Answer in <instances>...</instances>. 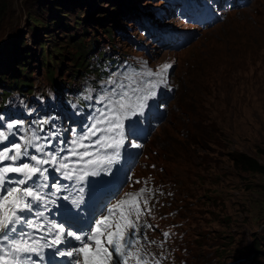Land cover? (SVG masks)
<instances>
[{
    "label": "rangeland",
    "instance_id": "374dc122",
    "mask_svg": "<svg viewBox=\"0 0 264 264\" xmlns=\"http://www.w3.org/2000/svg\"><path fill=\"white\" fill-rule=\"evenodd\" d=\"M59 1L0 0V76L30 83L46 78L43 59L58 56L46 51L41 56L34 34H39L45 50L49 31L42 26H53L63 11L78 2ZM112 5L98 0L94 9L82 2L84 11L75 19L76 26L91 25L99 39H106L105 26L114 13L104 10ZM21 40L26 51L14 54L10 50ZM76 50L52 63L55 78L69 76ZM16 54L27 59L18 71ZM168 55L176 59L173 78L178 92L167 120L154 131L147 148L158 180L176 182L178 199L187 196L181 209L185 225L179 229L190 252L183 254L192 263L221 264L248 253L258 255L264 264V173L241 165L243 156H250L264 166V0H251L248 7L232 10L222 23L200 31L185 50L156 58ZM11 117V105L0 101V134L6 137L0 139V146L6 145ZM253 244L259 249H252ZM218 255L220 262H215Z\"/></svg>",
    "mask_w": 264,
    "mask_h": 264
},
{
    "label": "snow or ice",
    "instance_id": "6c2138e0",
    "mask_svg": "<svg viewBox=\"0 0 264 264\" xmlns=\"http://www.w3.org/2000/svg\"><path fill=\"white\" fill-rule=\"evenodd\" d=\"M168 65H165L162 69V72L167 69ZM149 75L152 73L149 72ZM162 74V73H161ZM113 84H116V81H112ZM117 88L123 89L124 85L119 84L117 85ZM135 91V89H133ZM112 95L119 96L118 99H111L109 98V103L114 105L115 111L122 112L126 109L127 105L125 104V99L128 97V92L126 91H120L117 92L116 89H113ZM104 116L103 113H101V116L99 119L96 120V123L90 125L87 127L86 132L87 135L83 136V139H88L91 136H95L97 132H111L113 128H122L123 125L120 124L119 118L116 120L108 119L107 123L111 126L108 129H100L98 128V125L101 123H104ZM0 139H6V137L3 136V134H0ZM105 137H98L96 140V143L104 146ZM73 144L79 147H85V145H82L79 143V141H73ZM112 146V145H108ZM14 154L9 156L8 150L5 149L3 151H0V161L3 160H18L21 156V145L20 144H14L13 146ZM73 154L75 153V148L73 149ZM24 155H27V152H24ZM82 155L87 156L88 153L84 152ZM31 159L36 160L35 157H32ZM46 162V161H45ZM41 163L40 160H36V164L39 165ZM64 167H67L64 165ZM41 169L39 167H33L29 166V164H22L18 167L13 166H6L3 168H0V209H3V216L0 218V230L8 229V232L10 233H17V230L15 226L12 228H8V225L12 223L15 225L16 222H18L21 217H18L16 215V210H24V209H30L31 204L26 201V197H33L36 199H39V197L36 195V193L33 191V187L39 188L38 185H36L35 182H33L32 186H29L27 188H20V187H9L8 185L12 183L16 184H24L27 179H30L34 174L40 172ZM7 173H19L24 176V179H20L17 181H10L6 179ZM70 175V174H69ZM104 220H107V217L104 218ZM27 223V221H25ZM104 221H101L100 224H103ZM100 224L97 225V235L89 237L90 240H94L96 243V248L94 252H91L88 248L87 244H84L82 248H80L78 251L83 252L84 260L83 264H105L106 260L111 261L112 260V253L107 250V248H104L99 239V229ZM32 226V225H29ZM129 227L134 228V224H129ZM60 231H63L61 228ZM112 235H116L119 238L116 240L112 239ZM17 236H19L18 239L13 238L11 240V243L9 245V252L7 253V256L10 257L9 259H5L3 257H0V264H27V260L29 259L27 256H25V253H30L36 251V248L28 242V240L24 239L23 233H17ZM135 236V233L133 232L130 236L125 237V234L121 231H117L115 234H110L109 236V244L114 247L115 252L118 254L119 257H122L124 260V264H128V260L130 257H132L134 254L132 251H126L125 248L131 249L133 244V238ZM2 239H8V233H5L3 237H0ZM77 240H80L81 237L77 236ZM123 241V243H122ZM68 255H72V253H68ZM143 260V257H139L137 259V264H141V261ZM75 264H81L80 260L77 259L75 261ZM119 264V262H117Z\"/></svg>",
    "mask_w": 264,
    "mask_h": 264
},
{
    "label": "trees",
    "instance_id": "16d2710c",
    "mask_svg": "<svg viewBox=\"0 0 264 264\" xmlns=\"http://www.w3.org/2000/svg\"><path fill=\"white\" fill-rule=\"evenodd\" d=\"M57 1L60 2L59 0H57ZM77 1L78 2H75L67 10L63 11L65 14L61 15L59 21L55 22L53 26H51L49 28L42 26L43 29H48V31H49L48 32L49 34L45 38V40L47 41L45 50L43 49L44 47L42 48L44 42L40 41L39 34L37 32H35V34H34V36L36 38V42H39V44H40L39 47H40V55L41 56H43V54H45V51H46V53L49 52L48 54L50 56H54V52L58 56L57 58L52 59V60L49 57L48 59H46V60L43 59V61H42L43 62L42 64L45 65L44 70H45V74H46V78H45L46 85L50 88H54L57 84H59L57 78H55L56 73H55V66L52 64L53 62H56V60L61 61V59H63L66 54H68L70 56L72 49L74 47H77V50L72 53V60L75 64V59H76L77 55L81 52L82 49L86 50L85 51V54H86L88 52V50H90L92 48V45H90L89 42H85L86 36L82 37V35H86V25L81 24L79 27L76 26V25H78V22L75 19L79 18L81 16L82 12L84 11V7L80 6V4L84 0H77ZM97 1L98 0L92 1V5H94V9L96 8ZM106 2H108V4H110L113 2V0H106ZM49 4L51 5L52 3H49ZM1 8H2V5L0 3V11H1ZM77 10H78V12H77ZM108 12L111 13L112 9H108ZM68 13H70V14H68ZM101 16H103V14L97 15V17H99V18ZM70 19H74L73 22H71ZM106 35L109 36L108 31H106ZM94 39H96V38H94ZM23 41L24 40H21L19 42V44L17 45V48L15 47L16 45H13V47L11 48L10 51L14 52V54L18 53L19 51L25 52L26 50L23 49L25 46ZM87 41H90V40H87ZM21 56H26V55H21ZM13 58L15 59V64H16V68H17L16 71H18L19 70L18 68L23 66V64L27 62V59L19 58L18 54L13 55ZM19 59L21 61H19ZM50 60H51V63H50ZM82 60H83V58L82 59L80 58V60L78 61V66L81 65ZM76 72H77L76 67L75 68H74V66L70 67V74L74 75V73H75V75L73 76V80L76 79ZM1 78H5L7 80V85L10 88L18 89L19 91H23L24 88H30L32 85L29 80H24L22 78L8 79V77L6 75L2 76ZM1 92H4V90H2ZM241 165L243 166L244 170L252 171V172H258L260 174L264 173V166L261 165L256 159H254L250 156H243V158L241 160ZM252 248L253 249H256V248L259 249L258 244H253ZM217 258L218 259L220 258L219 255L217 256Z\"/></svg>",
    "mask_w": 264,
    "mask_h": 264
},
{
    "label": "bare ground",
    "instance_id": "6f19581e",
    "mask_svg": "<svg viewBox=\"0 0 264 264\" xmlns=\"http://www.w3.org/2000/svg\"><path fill=\"white\" fill-rule=\"evenodd\" d=\"M116 4L118 5V8L120 10L119 14L116 16L117 22H119L120 19L125 18L126 11L138 13L147 10L149 8V6L147 5L142 6L143 3H141L140 0H124V1L118 0Z\"/></svg>",
    "mask_w": 264,
    "mask_h": 264
}]
</instances>
